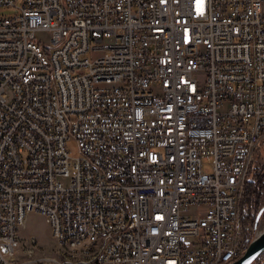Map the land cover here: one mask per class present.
Masks as SVG:
<instances>
[{
  "label": "built area",
  "instance_id": "built-area-1",
  "mask_svg": "<svg viewBox=\"0 0 264 264\" xmlns=\"http://www.w3.org/2000/svg\"><path fill=\"white\" fill-rule=\"evenodd\" d=\"M18 3L0 0L18 11L0 18V264L238 261L264 229L242 209L264 0ZM28 214L52 253L22 245Z\"/></svg>",
  "mask_w": 264,
  "mask_h": 264
},
{
  "label": "rangeland",
  "instance_id": "rangeland-1",
  "mask_svg": "<svg viewBox=\"0 0 264 264\" xmlns=\"http://www.w3.org/2000/svg\"><path fill=\"white\" fill-rule=\"evenodd\" d=\"M22 0H19L18 5H20ZM18 11L15 9H0V18L1 17H9L11 15L17 14ZM68 150L70 151V156L72 158L78 156L77 146L74 143H68ZM252 164L253 168H258L259 170L264 168V149L259 146L253 156H252ZM263 187L260 190V194L258 197V208L259 210L264 207V172L262 174ZM245 195V193H244ZM243 195V198H244ZM242 198V202H243ZM246 214L250 215V211L248 209H244ZM258 224H262L264 228V219L261 218ZM260 233L262 231H259ZM20 238L23 246L28 244V240L30 238H34L40 248L39 253H52L54 249V244L50 236L49 227L47 226L43 217L36 214H28L25 218L24 228L20 230Z\"/></svg>",
  "mask_w": 264,
  "mask_h": 264
},
{
  "label": "trees",
  "instance_id": "trees-1",
  "mask_svg": "<svg viewBox=\"0 0 264 264\" xmlns=\"http://www.w3.org/2000/svg\"><path fill=\"white\" fill-rule=\"evenodd\" d=\"M260 146L264 149V142ZM252 163L250 165L248 177L245 183V195L242 202V209H248L250 211L251 218L255 221L259 212L258 197L260 190L263 187L262 174L264 172V168L260 170L258 168H253ZM261 218L264 219V212L261 214L259 221Z\"/></svg>",
  "mask_w": 264,
  "mask_h": 264
},
{
  "label": "water",
  "instance_id": "water-1",
  "mask_svg": "<svg viewBox=\"0 0 264 264\" xmlns=\"http://www.w3.org/2000/svg\"><path fill=\"white\" fill-rule=\"evenodd\" d=\"M263 212L264 207L259 210L258 215L255 218V227L258 225L259 219ZM262 254H264V229L258 236L252 239L244 255L233 264H252Z\"/></svg>",
  "mask_w": 264,
  "mask_h": 264
},
{
  "label": "bare ground",
  "instance_id": "bare-ground-1",
  "mask_svg": "<svg viewBox=\"0 0 264 264\" xmlns=\"http://www.w3.org/2000/svg\"><path fill=\"white\" fill-rule=\"evenodd\" d=\"M259 234H260V232H258V235H259ZM258 235H257V236H258ZM261 256H262V255H260V256L258 257V259H259ZM256 260H257V259H256ZM253 263H254V262H253ZM253 263H252V264H253Z\"/></svg>",
  "mask_w": 264,
  "mask_h": 264
}]
</instances>
